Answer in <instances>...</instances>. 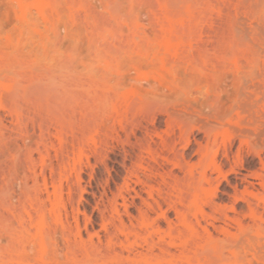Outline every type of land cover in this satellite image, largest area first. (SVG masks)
<instances>
[{
  "label": "rangeland",
  "instance_id": "rangeland-1",
  "mask_svg": "<svg viewBox=\"0 0 264 264\" xmlns=\"http://www.w3.org/2000/svg\"><path fill=\"white\" fill-rule=\"evenodd\" d=\"M0 264H264V0H0Z\"/></svg>",
  "mask_w": 264,
  "mask_h": 264
}]
</instances>
